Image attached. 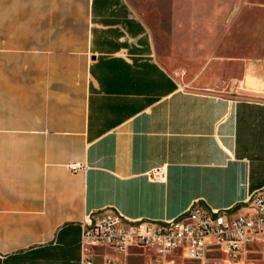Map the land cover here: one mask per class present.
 I'll use <instances>...</instances> for the list:
<instances>
[{
	"label": "crops",
	"instance_id": "1",
	"mask_svg": "<svg viewBox=\"0 0 264 264\" xmlns=\"http://www.w3.org/2000/svg\"><path fill=\"white\" fill-rule=\"evenodd\" d=\"M250 1L0 0V264H81L94 213L160 222L264 193V97L239 94L235 49Z\"/></svg>",
	"mask_w": 264,
	"mask_h": 264
},
{
	"label": "built area",
	"instance_id": "2",
	"mask_svg": "<svg viewBox=\"0 0 264 264\" xmlns=\"http://www.w3.org/2000/svg\"><path fill=\"white\" fill-rule=\"evenodd\" d=\"M83 164L68 166L72 172ZM153 182H165L162 168L147 174ZM177 217L160 222L130 220L115 209L91 214L82 225L81 264H93L94 251L110 248L127 255L130 249L150 252L146 264H253L249 247L264 241V193L250 195L239 208L211 209L193 202ZM103 264H129L105 259Z\"/></svg>",
	"mask_w": 264,
	"mask_h": 264
},
{
	"label": "rangeland",
	"instance_id": "3",
	"mask_svg": "<svg viewBox=\"0 0 264 264\" xmlns=\"http://www.w3.org/2000/svg\"><path fill=\"white\" fill-rule=\"evenodd\" d=\"M250 3L251 8L244 12L243 26L237 31L242 38V42L236 43V47L231 44L230 47H235L236 50H240L247 57L245 60L249 69L246 77L247 86L244 90H240L239 94L260 98L264 97V0H251ZM250 63L252 66L255 63L258 65L257 74L249 75V72L252 73L253 71L250 70ZM247 74H244V76ZM249 251L248 258L253 264H264V241L250 246ZM151 257L150 252H144L140 258L133 260L132 263L143 262V264H146ZM182 263L191 264L189 261H182Z\"/></svg>",
	"mask_w": 264,
	"mask_h": 264
}]
</instances>
